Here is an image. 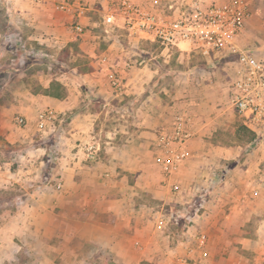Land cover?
<instances>
[{
  "label": "crops",
  "instance_id": "0c3cea01",
  "mask_svg": "<svg viewBox=\"0 0 264 264\" xmlns=\"http://www.w3.org/2000/svg\"><path fill=\"white\" fill-rule=\"evenodd\" d=\"M5 1L12 16L32 28L33 46L54 52L75 42L87 67L60 68L63 74L56 79L38 73L36 78L43 81L52 76L43 91L19 93L25 99L17 112L25 121L46 109L70 116L56 135L61 155L50 172L39 157H25L16 167L8 162L0 166V195L9 186L22 193L13 211H0V264H219L217 257L228 253L232 241L250 249L256 238L246 236L243 226L253 216L262 217L259 223L264 224V112L252 124L234 112L228 101V75H219L215 66L231 65L234 79L233 64L224 61L229 58L199 57L206 66L176 77L173 90L148 89L155 72L135 66L127 47H134L139 38L103 24L109 2L84 0L87 8L76 17L56 11L47 0ZM250 6L238 46L264 62V1L250 0ZM72 21L88 29L77 35L68 27ZM110 75L119 87L112 86ZM53 80L62 86L61 98L43 93ZM185 112L194 119L191 158L165 180L155 160L157 132ZM235 125L256 136L241 160V146L225 141V133ZM89 145L98 150L93 161L85 157ZM226 162L234 163L227 168ZM219 168H227V175L204 202V214L209 221L222 218L239 226L235 233L218 229L207 234L201 248L196 231L207 226L205 217L181 221L176 212L207 190ZM171 183L178 185V192L171 190ZM159 216L167 222L162 232L154 229ZM254 232L260 238L262 231Z\"/></svg>",
  "mask_w": 264,
  "mask_h": 264
},
{
  "label": "rangeland",
  "instance_id": "374dc122",
  "mask_svg": "<svg viewBox=\"0 0 264 264\" xmlns=\"http://www.w3.org/2000/svg\"><path fill=\"white\" fill-rule=\"evenodd\" d=\"M47 1L50 7L55 8L54 1L56 0ZM246 1L250 5V0ZM33 2H37V0H33ZM9 9V3L5 0H0V166L8 162L10 165L9 167H16L20 164V161H24L25 157H39L44 160L45 164L43 169L45 172H50L55 167L57 158L61 155V153L58 152L60 139H58L56 135L57 133H61L64 124L69 122L68 117L70 115H58L53 112L55 117L50 120L44 129L39 130L37 125L39 115L45 114L46 111L49 110L46 109L42 110L40 113L37 112L33 114L31 116L32 118L27 119L24 125H18L17 118L22 115L17 112V107L20 104V100L25 99L23 96H19V93L25 90L34 93L43 91L42 88L47 85V81H49L52 76L54 79L59 78L63 74L62 70L70 71V68L73 69L76 66L86 69L87 58L83 53H79L75 42H73V44L71 43L72 45L70 47L64 48V50L63 48H59L54 52L50 51L52 48L46 46L42 48V46H40L41 44L37 45V47L33 46L32 43L36 44V42L30 38L33 34L32 28L24 25L25 20L23 23L18 22L16 18L12 16ZM55 10L63 13L56 8ZM71 25L72 23L68 26L70 29ZM87 29L88 28L85 27L83 33ZM98 29H103V27L100 26ZM71 31L74 32L73 29H71ZM74 33L77 34L76 32ZM124 40L127 44L128 39L126 36ZM127 47H131L132 54H130V57L136 60L135 66L139 68L146 65L147 69L155 72L148 81L147 88H154L157 91L163 88L173 90L176 77L188 71L197 70V67L204 62L196 55L180 52L179 50L163 51L158 44L140 39L134 44V47L128 44ZM47 49L50 50L46 51ZM233 60L234 59H227L224 61L232 63ZM63 62L66 66L61 65ZM215 66H218L219 75L220 73H226L228 75H226V87L229 89L228 101L231 105L229 92L233 83L231 65L224 67L218 63L215 64ZM60 68L63 69L61 70ZM224 68H229V70L225 71ZM41 72H45L44 75L49 73L52 76L48 77L45 81H43L44 78L42 77V80L41 78L37 79V74ZM54 81L55 80H53V82ZM77 84V86L83 88L79 80ZM21 104H23L22 101ZM106 124H108V122H106ZM52 126L55 127V130L49 132ZM237 127L238 125H235L234 130L225 133V141L232 146L238 144L241 146L242 149H238L240 151L239 160H241L247 153L246 146L248 144L245 143V141L236 139L234 136ZM53 135L55 136L53 137ZM34 153L35 156H29ZM85 157L87 161H91L88 160L87 155H85ZM233 163L234 162H226L224 165L226 167L228 165L232 167ZM227 168L215 170V179L211 185L205 186L207 190L199 191L197 195L193 197L190 207H187L184 211L178 209V212H176L180 215L179 219L181 221H186V217L188 216L194 217L195 219L200 215L205 217L207 226L196 231L197 239L202 235L205 236V242L201 248L206 245L207 234L219 233L220 229L224 230L225 233H235L237 231L234 227L239 226L237 224L227 223L222 218L216 219V221H209L204 214V212L207 211L204 202L210 199L214 189L225 179L227 173L224 172V169ZM9 188V190L7 189L4 191V194L0 195V211H13L14 205L18 202V198L21 197L22 193L17 187L9 186ZM261 220H263L262 217L253 216L251 222L243 226L246 236L256 238L251 239L250 249L243 250L241 245L232 241L228 246V253L224 256L217 257L216 262H219V264H264V224L259 223ZM211 224H213V226H211ZM182 227L183 224L180 228ZM258 229L262 231L260 233V238L254 236V231ZM15 263L19 264L18 262Z\"/></svg>",
  "mask_w": 264,
  "mask_h": 264
},
{
  "label": "built area",
  "instance_id": "2783aa9c",
  "mask_svg": "<svg viewBox=\"0 0 264 264\" xmlns=\"http://www.w3.org/2000/svg\"><path fill=\"white\" fill-rule=\"evenodd\" d=\"M103 24L124 30L129 36L158 44L163 51L179 50L209 61L219 57L234 59V79L230 92L231 106L249 124L264 112V62L252 53L240 49L238 38L251 17L246 0H105ZM55 8L79 17L86 10L84 0H56ZM71 29L82 34L84 27L71 22ZM113 87H119L116 78L109 76ZM53 111L39 115V130L50 122ZM18 125L25 119L17 118ZM194 119L187 112L174 115L169 125L160 128L155 140V160L165 180L185 161L191 158L188 145L194 137ZM255 143V141H254ZM94 145L86 148L88 160H95ZM61 183L55 188L60 190ZM178 192V185L171 183ZM167 226L159 216L154 228L162 232ZM205 236L198 238L202 246Z\"/></svg>",
  "mask_w": 264,
  "mask_h": 264
},
{
  "label": "trees",
  "instance_id": "16d2710c",
  "mask_svg": "<svg viewBox=\"0 0 264 264\" xmlns=\"http://www.w3.org/2000/svg\"><path fill=\"white\" fill-rule=\"evenodd\" d=\"M200 66H206V65L202 63V65ZM43 93L44 95H48L54 98H61L63 96L62 86L58 82H52L50 83V86L46 90H44ZM235 136L237 139L245 141V143L247 144H253L256 139L255 134L249 131L243 125L237 127Z\"/></svg>",
  "mask_w": 264,
  "mask_h": 264
}]
</instances>
